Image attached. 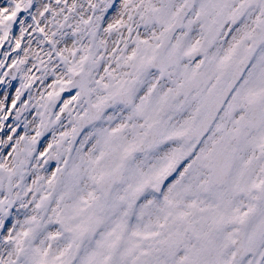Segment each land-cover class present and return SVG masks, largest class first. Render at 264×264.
Here are the masks:
<instances>
[{
  "label": "clouds",
  "instance_id": "clouds-1",
  "mask_svg": "<svg viewBox=\"0 0 264 264\" xmlns=\"http://www.w3.org/2000/svg\"><path fill=\"white\" fill-rule=\"evenodd\" d=\"M0 264H264V0H0Z\"/></svg>",
  "mask_w": 264,
  "mask_h": 264
},
{
  "label": "snow or ice",
  "instance_id": "snow-or-ice-1",
  "mask_svg": "<svg viewBox=\"0 0 264 264\" xmlns=\"http://www.w3.org/2000/svg\"><path fill=\"white\" fill-rule=\"evenodd\" d=\"M11 98V94H9V99Z\"/></svg>",
  "mask_w": 264,
  "mask_h": 264
}]
</instances>
